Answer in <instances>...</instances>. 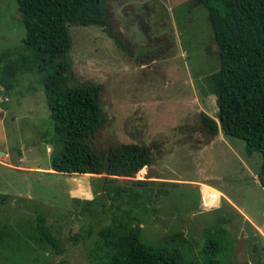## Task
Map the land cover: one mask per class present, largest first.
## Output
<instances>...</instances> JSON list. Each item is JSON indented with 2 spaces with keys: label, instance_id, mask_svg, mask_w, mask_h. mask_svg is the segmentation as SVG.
Here are the masks:
<instances>
[{
  "label": "rangeland",
  "instance_id": "rangeland-1",
  "mask_svg": "<svg viewBox=\"0 0 264 264\" xmlns=\"http://www.w3.org/2000/svg\"><path fill=\"white\" fill-rule=\"evenodd\" d=\"M107 9L115 38L69 25V84L100 86L97 149L145 145L151 163L132 177L50 169L63 142L38 76L16 75L10 92L0 86V264H103L114 252L107 244L136 226L181 264H204L208 237L221 246L216 264H264L261 155L220 127L210 135L202 120L218 122L205 81L219 65L206 9L194 0H111ZM24 36L16 0H0V53L16 58ZM38 215L56 247L39 238Z\"/></svg>",
  "mask_w": 264,
  "mask_h": 264
},
{
  "label": "trees",
  "instance_id": "trees-1",
  "mask_svg": "<svg viewBox=\"0 0 264 264\" xmlns=\"http://www.w3.org/2000/svg\"><path fill=\"white\" fill-rule=\"evenodd\" d=\"M109 1L16 0L25 36L15 49L16 58L9 51L0 53V86L10 92L19 73L38 76L53 131L63 142L51 158L50 169L55 172L103 174L108 159L107 176L132 177L151 163L150 148L145 145L127 143L97 149L93 137L105 120L100 86L69 84V25H98L115 38L109 27ZM194 2L206 9L219 61L218 68L205 78L215 96L218 122L202 113L203 124L210 135H216L220 127L225 135L242 139L247 152L261 155L258 180L264 186V0ZM116 193L122 197L120 191ZM36 231L42 241L56 247V238L41 215L37 216ZM107 245L114 252L103 264H181L174 254H165L162 248L143 242L135 227ZM220 247L216 240L206 238L201 248L204 264L217 263L214 256Z\"/></svg>",
  "mask_w": 264,
  "mask_h": 264
},
{
  "label": "crops",
  "instance_id": "crops-1",
  "mask_svg": "<svg viewBox=\"0 0 264 264\" xmlns=\"http://www.w3.org/2000/svg\"><path fill=\"white\" fill-rule=\"evenodd\" d=\"M219 191V190H218ZM224 197V196H223ZM223 197H221V198H223ZM228 200H229V203H231L232 204V207L231 208H233L234 210H236V212H238V214H241V216H242V220L244 219V220H246V222L247 221H249V224L254 228V227H256V228H259L258 226H257V223L256 222H254L245 212H244V210L241 208V207H239V206H237L236 204H234L229 198H227ZM221 200V203L223 202L222 201V199H220ZM219 200V201H220ZM222 205V204H221ZM260 229V228H259Z\"/></svg>",
  "mask_w": 264,
  "mask_h": 264
},
{
  "label": "water",
  "instance_id": "water-1",
  "mask_svg": "<svg viewBox=\"0 0 264 264\" xmlns=\"http://www.w3.org/2000/svg\"><path fill=\"white\" fill-rule=\"evenodd\" d=\"M108 167H109V162H108V159H106V163H105V167H104V172H103L104 175H107ZM137 230H138V226L135 227V231H137Z\"/></svg>",
  "mask_w": 264,
  "mask_h": 264
},
{
  "label": "built area",
  "instance_id": "built-area-1",
  "mask_svg": "<svg viewBox=\"0 0 264 264\" xmlns=\"http://www.w3.org/2000/svg\"><path fill=\"white\" fill-rule=\"evenodd\" d=\"M207 199H208V200H209V199H210V200H212V198H211V197H208Z\"/></svg>",
  "mask_w": 264,
  "mask_h": 264
}]
</instances>
